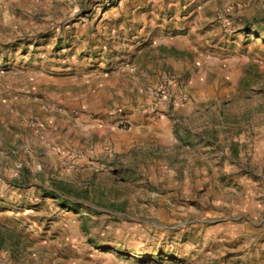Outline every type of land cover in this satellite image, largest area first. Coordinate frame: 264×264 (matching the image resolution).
<instances>
[{"label":"rangeland","instance_id":"1","mask_svg":"<svg viewBox=\"0 0 264 264\" xmlns=\"http://www.w3.org/2000/svg\"><path fill=\"white\" fill-rule=\"evenodd\" d=\"M162 56L211 70L213 120L179 123L212 158L80 173L49 120L128 111L89 88L144 94ZM0 264H264V0H0Z\"/></svg>","mask_w":264,"mask_h":264},{"label":"crops","instance_id":"2","mask_svg":"<svg viewBox=\"0 0 264 264\" xmlns=\"http://www.w3.org/2000/svg\"><path fill=\"white\" fill-rule=\"evenodd\" d=\"M187 43L189 42L178 39L161 42L167 52L178 57L191 49L188 48ZM157 66L152 73H145V77L149 79L151 76L152 79L151 85L144 94L140 93V87H137L134 92L121 88L110 91V87L101 82L89 88L88 93L93 92L91 96L95 99L89 102V108L126 103L128 111H123L117 107L118 105H114L109 110L103 109V113L98 114L97 117L80 114L79 119L77 114L76 118H70L68 123L56 120L58 124L53 121V118L49 120L50 123L52 121V129L47 131L50 142L60 140V134H62L64 148L67 150L75 151L85 146V148L88 147L84 151L85 154L74 162L81 169L80 173L90 170L99 162L112 164L113 157L117 156V158L124 159L125 163H131L129 166L133 169L132 173L136 178L146 177L145 169L149 172L158 169L159 173L167 176L168 169L177 170L183 166L184 162L189 163L193 160L189 155L190 146L198 153L197 160L208 161L212 158L206 150L210 149L209 146H202L204 148L200 145L193 146L192 142L184 140L182 133L186 130L200 135L187 127H180L179 123L181 121L192 125L196 121L207 123L213 120L212 108H208L203 113L197 111L199 108L208 106L216 98L213 91L214 81L209 79L211 70L207 68L203 71L195 70L190 63L170 59V56H162ZM230 73L224 72L232 76ZM165 74L175 76L171 91L185 97L184 104L176 105L169 115L151 112L147 107L151 102L153 88L159 83L160 77ZM133 105L135 106L132 107ZM41 123L38 122V126L43 129ZM121 123L125 124L128 130H120ZM151 172L154 174L153 171ZM70 177L72 178V175ZM138 182L141 183V181L135 183Z\"/></svg>","mask_w":264,"mask_h":264},{"label":"built area","instance_id":"3","mask_svg":"<svg viewBox=\"0 0 264 264\" xmlns=\"http://www.w3.org/2000/svg\"><path fill=\"white\" fill-rule=\"evenodd\" d=\"M173 81H175V76L172 74L160 77L159 83L151 92V102L147 106L151 112L169 115L176 105L184 104L185 97L171 91ZM122 128L127 129V126L122 124Z\"/></svg>","mask_w":264,"mask_h":264}]
</instances>
